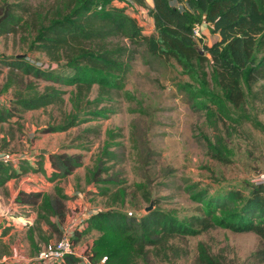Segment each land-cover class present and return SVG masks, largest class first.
Masks as SVG:
<instances>
[{
	"label": "trees",
	"instance_id": "1",
	"mask_svg": "<svg viewBox=\"0 0 264 264\" xmlns=\"http://www.w3.org/2000/svg\"><path fill=\"white\" fill-rule=\"evenodd\" d=\"M134 1L147 11L153 27L149 34L120 0H61L52 12L50 8L44 14L32 11L25 0H0V37L21 33L27 50L43 54L49 62L48 66H37L27 54L0 57V68H7L3 90L12 83L14 86L12 100L7 106L0 104V124L19 120L26 112L62 107L66 92L57 86L71 88L70 111L60 123L46 126L40 134H61L106 120L110 112L99 106L113 93L123 92L131 98L124 91L125 79L138 56L172 62L187 77L188 81L177 83L176 88L194 111L204 112L209 119L226 118L236 123L230 115L243 109L244 87L249 93L251 85L264 82V0H151V6L147 0ZM202 23L217 36L203 46V52L193 39V28ZM36 81L48 85L40 90ZM95 86L97 95L90 101ZM132 128L134 149L140 158H147L141 128L137 124ZM82 134L97 137L100 128L92 126ZM106 137L95 168L87 171L85 181H95L97 194L110 203L105 210L94 211L87 227L76 231L72 239L76 247L81 238L97 234L87 243L90 264H152L153 258L162 255L168 260L170 254L177 258L178 249L170 246L169 240L197 237L213 229L256 235L261 247L249 260L264 264V185L250 182L246 195L235 189H218L211 194L207 189L188 186L186 191L197 205L196 214L180 220L153 207L145 215L132 216L118 210L127 199L125 180L121 172L113 173L112 165H108L113 156L110 149L116 145L110 130ZM76 149L79 152L75 154L43 156L39 152L36 166H20L19 172L0 164L2 189L10 179L27 173L45 175L41 161L48 159L51 173L46 178L55 184L51 192L19 191L14 199L18 206L36 213L26 233L33 257L42 245L44 249L51 247L52 237L60 238L69 196L59 183L83 167L85 149ZM145 200L150 203L148 197ZM197 251L198 264H220L203 245ZM58 264L81 262L79 257L67 255Z\"/></svg>",
	"mask_w": 264,
	"mask_h": 264
},
{
	"label": "rangeland",
	"instance_id": "2",
	"mask_svg": "<svg viewBox=\"0 0 264 264\" xmlns=\"http://www.w3.org/2000/svg\"><path fill=\"white\" fill-rule=\"evenodd\" d=\"M14 1L17 0H9ZM60 1L25 0L32 11L38 14H44L50 8L52 12V7ZM140 24L144 26L145 23L141 21ZM145 31L147 34L152 32L148 28ZM200 32L201 39L196 40V45L203 52V46L209 44L208 39L214 40L215 37L208 32L205 24ZM22 40L21 33L0 37V57L27 54L30 62H35L37 66L49 65L43 54L29 52ZM0 70V104L7 106L13 98L14 86L12 83L11 88L3 90L7 68L2 67ZM186 81L187 77L181 75L172 62L164 63L148 56H144V59L138 56L125 79L124 91L130 93L131 98L128 99L123 92L113 93L108 97L99 106L110 112L106 120L74 127L61 134L42 135L39 133L41 129L57 125L62 116L70 111L68 98L71 88L57 86L66 92L63 96L65 104L60 108L49 107L26 112L19 120L13 118L10 122L0 124V150L14 156L31 158L36 164L40 161L37 156L40 150H46L48 154H75L79 152L76 148L84 147L83 167L59 183L63 192L69 196L67 215L74 218L83 207L93 211L105 210L110 203L97 194L99 190L95 181H85L87 171L95 168L107 139L106 131L110 130L116 146L110 149L113 156L108 165H112L113 173H122L127 194L125 205L116 209L139 217L146 214L145 209L152 203L153 207L167 211L180 220L185 219L196 214L197 206L186 191L188 186L207 189L211 194L218 189H235L246 195L251 178L264 173V82L251 85L249 93L244 87L246 99L243 109L233 110L230 118L237 120L233 123L226 118L209 119L204 112L194 111L176 88L177 83ZM36 82L40 90L48 85L42 81ZM96 95L95 86L88 99L92 101ZM132 124L141 128L148 150L145 152L147 158H140V154L134 149L131 139ZM92 126H99V136L82 134L84 129ZM78 137L84 140L81 141ZM213 150L216 152H212ZM44 161L45 158L41 161L42 168ZM38 176L43 175L40 173ZM43 177L49 184L47 192H51L55 184L49 183L46 176ZM24 183L30 185V182ZM17 185L18 181L14 183L13 190H16ZM35 185L41 186L42 182L36 181ZM146 197L150 203L145 200ZM9 203L8 189H0V230L4 219L1 209L8 207ZM26 210L19 211L22 214L20 220L24 224L30 223L27 219L33 217L34 222L36 213ZM70 211L75 214L71 215ZM19 212L15 214L20 216ZM10 213L8 211L3 214ZM28 223L27 227L30 225ZM43 229L47 230L44 226ZM25 230L24 227L22 233H15L14 237L20 235L23 238V232H27ZM96 235L91 233L81 238L75 247L77 254ZM57 240L58 238L52 237L50 246ZM21 244V249L24 250L23 242ZM168 244L178 249V257L170 254L169 259L165 260L161 255L153 258L152 264H198L199 245H203L209 255L220 264H253L249 257L261 247L260 239L252 233H233L223 229H213L197 237H176L169 240Z\"/></svg>",
	"mask_w": 264,
	"mask_h": 264
},
{
	"label": "crops",
	"instance_id": "3",
	"mask_svg": "<svg viewBox=\"0 0 264 264\" xmlns=\"http://www.w3.org/2000/svg\"><path fill=\"white\" fill-rule=\"evenodd\" d=\"M146 4L148 6H151L152 5L151 0H147ZM145 27L148 29H151V30L153 29L151 23H145L144 28ZM146 28H145V30H146ZM214 37H215L214 40H217V36H214ZM214 40L212 38L211 39L209 38L208 39L209 44H207V45H210ZM27 165L32 166V167L36 166L35 162H32V160L28 159V160L23 161L22 163H20L18 165H12V168L16 172H19L20 166L26 167ZM43 169L45 170V175L42 174L43 176H47L51 173V169L49 166L48 159H45ZM38 175H40V173H36V174L27 173V174H25L19 178L10 179L3 186V188L8 189L9 197H10L9 206L1 209V213H2L1 216L4 218L3 219L4 221L2 220L3 228H1V230H0V260L5 261L4 264H18V262L28 263L34 258L32 256L29 243L26 239V233L27 232H23V238H21L20 235H17L16 238L14 237L15 233H22V231L24 230V227L26 228L25 231H27L28 228L33 225L34 219H33V217H30L29 219H27V220H29L30 223L26 222L24 224L23 221L20 220L21 219L20 217L22 216V214H20L19 211L25 212V211H27L26 210L27 208H24V207H21V206H18L17 204H15L14 199H15V197L19 191L47 192L49 189L48 188L49 184L43 179L44 178L43 176L40 177ZM17 181H18V185L16 187V190H13V185ZM36 181L42 182V185L41 186H37V185L34 186V184H36ZM44 181H45V185L43 183ZM24 182H30V185H27ZM67 203H68V201H67ZM67 203H66V205H67ZM17 209H22V210L18 211ZM67 209H68V205H67ZM85 209H86V207H83L81 209V211H84ZM8 211H11V213L10 214H3V213H7ZM16 212H19L20 216H17L15 214ZM70 213H71V215L73 214L72 211H70ZM71 219L72 218H70V216L67 215L64 225H68L69 221ZM27 220H25V221H27ZM27 223L30 224L28 227H27ZM22 242L24 245V250L21 249V247H22L21 243Z\"/></svg>",
	"mask_w": 264,
	"mask_h": 264
},
{
	"label": "built area",
	"instance_id": "4",
	"mask_svg": "<svg viewBox=\"0 0 264 264\" xmlns=\"http://www.w3.org/2000/svg\"><path fill=\"white\" fill-rule=\"evenodd\" d=\"M120 5L122 7H126L129 12L133 15V17L137 18V20L141 23H151L150 18L147 15V11L138 6L134 0H120ZM204 23L200 25H196L193 28V39L199 40L200 29L202 30V26ZM206 25V24H205ZM32 160L27 157L14 156L13 154L6 152L4 150H0V164L3 165H18L26 160ZM250 182L254 185H264V173L257 174L253 178H251ZM80 196V195H78ZM80 198V197H79ZM93 210L81 211L76 214L74 218L69 221L68 225L60 226V238L49 248L42 249L30 262L22 263L18 262V264H58V262L67 255H75L80 258L81 264H90L88 255L90 254L89 246H84V250L81 251L82 254H77L75 246H73L72 239L76 231L83 230L87 227V220L93 215ZM5 261L0 260V264H4Z\"/></svg>",
	"mask_w": 264,
	"mask_h": 264
},
{
	"label": "water",
	"instance_id": "5",
	"mask_svg": "<svg viewBox=\"0 0 264 264\" xmlns=\"http://www.w3.org/2000/svg\"><path fill=\"white\" fill-rule=\"evenodd\" d=\"M40 154L41 155H47L48 154V152L46 151V150H40ZM152 203L150 204V206L148 207V208H146L145 209V212L147 213V212H149V211H151L152 210Z\"/></svg>",
	"mask_w": 264,
	"mask_h": 264
}]
</instances>
